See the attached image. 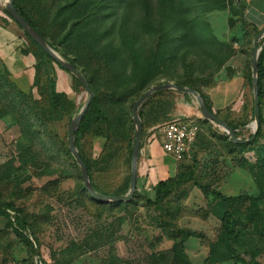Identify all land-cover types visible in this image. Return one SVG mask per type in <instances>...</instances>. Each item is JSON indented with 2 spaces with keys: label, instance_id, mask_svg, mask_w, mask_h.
<instances>
[{
  "label": "rangeland",
  "instance_id": "1",
  "mask_svg": "<svg viewBox=\"0 0 264 264\" xmlns=\"http://www.w3.org/2000/svg\"><path fill=\"white\" fill-rule=\"evenodd\" d=\"M18 1L37 17H52L58 4L65 2ZM160 1L153 0L156 11ZM203 1L209 9L204 23L191 40L175 43L176 47L173 42L180 32L172 26L162 27L160 13L152 26L138 29L131 26L109 32L114 17L106 24L92 22L81 31L86 35L83 43L71 40L63 44L69 58L84 70L107 115L108 130L95 131L81 140L83 153L94 163L93 178L101 191L121 192L130 175L127 140L134 139L135 130L133 124L129 127L128 117L133 103L152 85L192 79L207 92L228 85L222 93L226 101L230 96L234 101L220 109L219 117L237 127L238 137L252 134L253 92L248 75L255 35L248 24L261 30L264 18H250L248 0ZM4 4L5 0H0L1 8ZM110 11L106 8L104 13L111 15ZM135 18L141 21L143 14ZM97 37L100 44L88 49ZM41 59V79L46 84L40 89L22 90L0 64V203L12 202L28 217L38 248L31 258L12 222L0 216V264H264V196L246 165L256 163L255 148L230 150L225 140L228 134L212 121H202L192 95L167 89L159 100L166 114L170 102L175 108L177 97L192 101L197 108L199 118H181L196 127L194 139L181 157H197L201 181L223 195L241 198L240 213L236 214L240 238L229 243L221 240L220 206L196 187L183 186L166 210L147 205L143 192L152 198V185L145 180L146 188H137L140 158L136 181L140 196L126 202L96 200L83 188L79 169L65 154L69 123L88 94L70 74L65 88L75 109L52 122L54 135L44 133L39 115L47 105V79H54L58 65L44 55ZM261 110L264 118V97ZM120 113H126V121L118 120ZM161 126L144 129L142 138L151 135L154 139L156 130L162 133ZM165 158L177 161L161 150L154 153L150 176ZM161 221L193 231L179 256L172 250L176 238Z\"/></svg>",
  "mask_w": 264,
  "mask_h": 264
},
{
  "label": "trees",
  "instance_id": "2",
  "mask_svg": "<svg viewBox=\"0 0 264 264\" xmlns=\"http://www.w3.org/2000/svg\"><path fill=\"white\" fill-rule=\"evenodd\" d=\"M12 2L18 12L46 41V43L56 52L59 51L61 56H63L67 61L75 65L82 72L85 78L86 76L84 74V70H81L79 68V64L75 59L69 58L67 47H65V45L63 44H66L71 40H73L74 42L78 41L83 43L84 37L86 35L81 31L85 29L86 25H89L92 22H97L99 25L106 24L112 17H114L110 22L109 32H114L116 29H131V26H133L135 29H138L139 26H152L153 23H155L157 20L158 13H160L162 16L158 21L161 20L160 24L162 27L167 28V26H172L173 30H179L180 32V35H176L173 42L174 46L176 47L179 45H176L175 43L180 44L183 40H191L192 34L198 33L196 31L198 26H200L201 23H204V13L209 10L208 8H206L208 3L203 0H161L157 4L159 6L158 11H156V6H154L153 0H140V3H135L133 0H117L116 2L115 0H65L64 3L58 4V8L52 17L46 15H38L37 17L30 14L18 0H12ZM200 6H203L204 8L200 9ZM106 8H109L111 10V15L104 13V10ZM2 12L7 16L8 19L14 22L5 8H2ZM139 13L143 14V19H141L143 23L140 21V19L135 18V16H138ZM15 24L20 29L22 34L29 40V49L37 59V73L34 78L33 87L35 86L37 87V89H40L41 86L46 84H43V81L41 80L39 74L41 70V55L46 56L51 61H54V59L50 57L37 43L31 40L30 37L27 36L25 32H23V30L17 23ZM248 26L251 27L254 35H256L260 31V29H258L252 23L248 24ZM99 40H101V38L97 37L93 40L92 43L87 46V48L93 49L95 46H97V44H100ZM259 45L261 46V50L258 56V94L260 123L257 128L256 135L251 142L245 143L231 142L229 141L228 136H225V140L227 147L230 150H244L255 148L257 160L256 163H247L246 165L253 173L255 182L259 187L262 196H264V118L262 116L261 110L264 97V39L259 42ZM35 50H37L39 53L37 54ZM4 70L7 71L6 69ZM47 80V105L39 115L41 117V123H39V126L43 128L44 133L54 135L55 132L52 127V122L59 121L64 116L70 115L75 109V104L67 96L66 93L58 91L56 89L55 79L50 77ZM86 80L90 85V81L87 78ZM175 83L181 86L192 88L200 93L205 101L207 108L210 111H213L219 117L220 109H214L210 96L208 95L207 91L203 89L201 84H198L192 79L176 81ZM251 83L252 74H249L248 85ZM90 88L92 89L91 86ZM19 91L21 93H24L22 90ZM162 96H166V91L163 90L154 92L139 107L138 114L143 124L142 136L144 133V129L156 126L167 120L168 113L166 114L164 112V109L161 108V102L159 103V100ZM171 104L172 103L170 102L169 110ZM251 114L252 116H254L253 102L251 107ZM125 116L126 113H120L118 116V120L126 121ZM128 120L129 127L132 128V117H130V115L128 117ZM222 120L236 130L237 127L232 122L225 119ZM202 121L207 120L202 119ZM103 129H109V127L107 126V115L100 103L99 97L97 95H94L81 119L78 130L75 133V145L84 163L87 166L89 177L94 189L97 192L106 195H124L129 189L130 175L127 177L121 192L107 194L101 191L95 184L93 178L94 163L91 158L87 157L82 151L81 140L85 136L94 134L95 131L99 132ZM251 135L249 137H251ZM133 143L134 139H131V141L129 139L127 140V146L129 148L127 161L129 162V164L131 163V151ZM65 154L71 160H73L74 166L77 167L71 153L69 152L68 147L65 148ZM198 165L199 161L197 157H180L179 159H177L175 174L171 177L159 180L155 185L152 186V198L148 197L146 191L143 192L147 197L145 198L146 204L166 210L167 204L181 192L183 186L190 185L196 187L201 191L205 198L211 197L214 201L218 202L220 206L221 240L227 243L237 241L240 238V233L236 228V214L240 213L238 207L241 203L239 202L241 198L223 195L219 190L201 181L197 172ZM137 196H140V192L136 188L133 197ZM0 216H4L10 222H12L13 231L16 237L27 249L30 257L32 258L34 255L38 254L37 239L31 233L32 224L30 223L28 217L24 215L20 209L16 208L12 202L8 201L0 203ZM161 222H163L162 224L164 226L169 228L170 234L174 238H176L172 250L176 256H179L183 243L191 235L194 234L193 231L189 229L175 228L171 223L167 221ZM40 262L41 264H47L44 261Z\"/></svg>",
  "mask_w": 264,
  "mask_h": 264
},
{
  "label": "water",
  "instance_id": "3",
  "mask_svg": "<svg viewBox=\"0 0 264 264\" xmlns=\"http://www.w3.org/2000/svg\"><path fill=\"white\" fill-rule=\"evenodd\" d=\"M5 9L17 23L23 32L30 37L35 43H37L50 57L54 59L56 64L60 66L62 69L70 73L76 80L80 83V85L85 89L88 94V99L86 103L81 107L79 112L75 117H73L69 123L68 132H67V141H68V149L71 153L80 173L81 180L83 182V188L89 193V195L99 201L104 202H126L132 199L135 191H136V181H137V163L140 153V145L143 131V124L139 117L138 110L141 104L154 92L163 91L167 89H173L180 93H187L194 97L196 103L198 105L199 111L204 119L210 120L215 123L217 126L221 127L229 136V140L234 143H245L251 142L257 132V128L260 123V109H259V94H258V56L261 50V46L259 45L260 38L264 36V28L261 29L253 39V47L251 50V74H252V92H253V115L254 121L252 123V135L249 138H240L236 134V130L228 125L225 121L219 118L213 111H210L203 99V97L196 90L178 85L173 82L160 83L156 85L150 86L147 90H145L133 103L131 107V117L132 124L134 126L135 134H134V143L131 151V166H130V182L129 189L124 195H106L97 192L92 186L88 169L86 164L84 163L78 149L75 145V133L78 130L81 119L89 106L93 98V91L90 88L89 83L86 78L82 74V72L71 62L63 59L62 56L58 54L54 49H52L46 41L31 27V25L25 20V18L18 12L16 7L13 5L12 0L5 1Z\"/></svg>",
  "mask_w": 264,
  "mask_h": 264
},
{
  "label": "crops",
  "instance_id": "4",
  "mask_svg": "<svg viewBox=\"0 0 264 264\" xmlns=\"http://www.w3.org/2000/svg\"><path fill=\"white\" fill-rule=\"evenodd\" d=\"M248 6L247 12L253 21L257 19L256 17L258 15H262L264 18V0H248ZM17 28V25L7 18L0 7V64L7 70L10 78L16 85H18V87L22 90L31 89L37 73V59L29 49L28 39L24 35H21ZM54 70L56 89L68 94V89H66L65 86L68 83V76H70V73L59 66L54 67ZM39 74L41 77V71ZM227 86L228 85H224L218 89L214 88L207 92L213 103L214 109H221L234 101L231 96L230 98L228 97V101L224 98L226 95L222 92L226 91L228 88ZM178 118H199L197 108H195L192 101H186L183 97H177L175 108H173V104H171L167 120L158 125L163 126L164 123ZM154 127L155 126H152L149 129ZM150 136L151 135L143 137L141 142L139 153L140 159L138 163V169L140 172L138 173V178L141 179H138L139 181L137 182L138 190L139 188L142 190L143 188H146L145 180L153 186L159 180L171 177L176 172V162H172L171 159L169 160L165 158L163 162L161 161L160 166L156 167V170L153 171L151 176L149 175L152 155L158 151L160 152V150L167 155V153H165L162 149L163 135L160 133V130H156V137L154 139H151ZM160 160H162L161 157Z\"/></svg>",
  "mask_w": 264,
  "mask_h": 264
},
{
  "label": "built area",
  "instance_id": "5",
  "mask_svg": "<svg viewBox=\"0 0 264 264\" xmlns=\"http://www.w3.org/2000/svg\"><path fill=\"white\" fill-rule=\"evenodd\" d=\"M195 130L194 124L180 118L164 123L162 126L163 151L175 157L176 160L179 159L187 151L188 144L193 141Z\"/></svg>",
  "mask_w": 264,
  "mask_h": 264
}]
</instances>
